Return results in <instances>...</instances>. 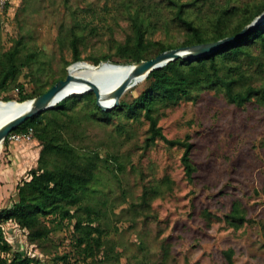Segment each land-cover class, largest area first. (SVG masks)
<instances>
[{
  "label": "rangeland",
  "instance_id": "rangeland-1",
  "mask_svg": "<svg viewBox=\"0 0 264 264\" xmlns=\"http://www.w3.org/2000/svg\"><path fill=\"white\" fill-rule=\"evenodd\" d=\"M138 1L10 0L0 11V51L20 41L22 53L36 56L22 67L16 81L0 91V97L33 94L66 76L73 63L69 44L73 31L80 37L85 60L109 54L107 60L116 62L120 58L113 54L114 43L130 32V13ZM261 2L196 0L186 9L190 18L210 30V20L222 7L253 9ZM146 3L150 5L144 11L150 17L147 37L182 42L184 31L172 19L168 1ZM237 18L232 14L227 24ZM241 61L248 82L264 88V53L251 46ZM147 84L143 80L127 88L120 98L131 101ZM88 107L81 100L57 121L62 123V137L77 152L95 157L93 180L81 193L82 206L76 213L85 217L90 209L92 216H98L93 223L99 224L102 244L93 258L85 257L76 247L75 218L47 220L51 230L39 241H31L26 228L8 220L2 226L13 247L34 256L39 264H228L224 255L228 248L234 264H264V107L255 96L238 105L221 87L204 85L173 102L155 105L157 125L167 138L190 135L192 180L185 174L180 144L160 137L146 141L149 122L143 111L134 117L114 114L101 120L88 116ZM47 118L51 117L44 121ZM31 128L30 138L2 141L0 208L13 202L16 184L38 165L42 145ZM144 191H150L145 201ZM235 200L247 217L237 225L225 219ZM62 254L69 263L57 258Z\"/></svg>",
  "mask_w": 264,
  "mask_h": 264
},
{
  "label": "trees",
  "instance_id": "trees-1",
  "mask_svg": "<svg viewBox=\"0 0 264 264\" xmlns=\"http://www.w3.org/2000/svg\"><path fill=\"white\" fill-rule=\"evenodd\" d=\"M167 1L173 9L172 19L184 31L183 41L172 44L148 38L150 17L144 14V11L147 7L150 8V5L140 0L130 13V32L124 36L123 40L114 43L113 54L120 58L116 59V62H137L172 47L213 41L234 35L264 11V2L255 5L253 9L249 6H224L210 20L212 28L208 30L187 15L186 8L195 4L196 0L189 3L178 0ZM232 14H238L239 18L230 26L227 23ZM79 42V35L73 31L69 39L72 51L70 62L85 60L80 55ZM251 46L258 47L264 53V22L246 35L206 55L194 58L179 57L152 69L144 78L148 81L147 86L131 101L120 98L117 106L103 109L97 104L93 91L73 93L59 100L54 106L27 118L14 128L12 131L33 127L42 146L37 167L30 168L29 177L23 178L16 184V198L9 206L0 208V264H39L37 258L27 254L20 247H13L8 241L2 226V222L8 220L26 228L31 241H39L45 239L51 230L47 220L62 222L67 219L70 222L75 218L73 231L76 235V247L85 257L93 258L95 248H99L102 244L99 224L93 223L98 216H92L90 209L85 217L76 213L77 208L82 206L81 193L88 189L93 180L97 164L95 157L85 152H77L76 147L62 137L60 130L62 123L57 121L59 117L68 114V110L81 100L89 105L87 115L101 120H108L114 114L134 117L143 111L144 117L149 122V134L146 141L149 143L156 137H160L168 143L180 144L183 147L181 160L184 171L187 178L192 180L195 166L190 157L192 146L190 135L187 134L183 139L167 138L157 125L154 115L155 105L161 101L173 102L185 97L195 87L217 85L224 90L227 99L235 104L241 105L255 96L258 103L264 107V88L249 83L242 68L241 56L247 54ZM21 48L20 41H17L7 50L0 51V91L5 90L10 82L16 81L22 67L28 65L36 56L34 52L22 53ZM110 58L109 54H102L90 59L97 64L101 60ZM64 77L61 75L54 82ZM45 90H37L33 94H22L17 98L7 95L0 98L22 101ZM45 116L51 118L44 121ZM163 182L167 184L169 180L165 179ZM149 193L150 191L143 192L144 201ZM225 219L234 225L247 220L244 209L237 200L233 201L230 211L225 214ZM224 255L228 264H234L232 248L225 250ZM57 258L66 259L69 263L66 254L59 255Z\"/></svg>",
  "mask_w": 264,
  "mask_h": 264
},
{
  "label": "water",
  "instance_id": "water-1",
  "mask_svg": "<svg viewBox=\"0 0 264 264\" xmlns=\"http://www.w3.org/2000/svg\"><path fill=\"white\" fill-rule=\"evenodd\" d=\"M263 22L264 11L257 18H255L253 21H251L249 24H247L234 35H229L213 41L172 47L157 53L153 57L141 59L137 62L125 63L129 66L127 75L123 80H121L119 83H117V85L114 86V88L112 89L113 98L109 102H103L101 100V92L94 82L85 80L83 78L75 77L68 70L64 78H59L45 91L37 94L36 96L31 97L30 99L27 98L22 101H16L12 99L5 100V102L16 101L18 103H23L24 105L14 116H12L10 119L6 120L0 125V142L3 141V139L8 135V133L11 132L14 128H16L18 125H20L24 120L37 113H40L44 109L54 106L59 101L58 99L64 98L73 93H82L91 90L95 94L96 102L98 105H100L103 109L113 108L119 104L121 94L130 85H133L139 78L146 77L152 69L161 67L169 61L179 57L194 58L206 55L212 51L217 50L219 47L227 45L230 42L236 40L237 38L246 35L252 29L259 26ZM103 61L106 60H101L97 64H100ZM110 63L114 65L119 64L112 61H110ZM72 80H80L84 82L86 86L76 92L69 91L62 93L66 85Z\"/></svg>",
  "mask_w": 264,
  "mask_h": 264
},
{
  "label": "bare ground",
  "instance_id": "bare-ground-1",
  "mask_svg": "<svg viewBox=\"0 0 264 264\" xmlns=\"http://www.w3.org/2000/svg\"><path fill=\"white\" fill-rule=\"evenodd\" d=\"M110 61L111 60H106L100 64L94 65V63L87 60H79L69 66V72L75 77L94 82L101 92V100L103 102H109L113 98L112 89L115 85H117V83L125 78L129 69V66L125 63L116 62L119 64L114 65L110 63ZM144 78L145 77L139 78L129 87L142 82ZM85 86V83L80 80H72L66 85L62 93L69 91L76 92L83 89ZM61 99L63 98L58 100ZM16 101L5 102V100L0 99V125L14 116L24 105L23 103H18ZM1 148L2 141L0 142V151Z\"/></svg>",
  "mask_w": 264,
  "mask_h": 264
},
{
  "label": "built area",
  "instance_id": "built-area-1",
  "mask_svg": "<svg viewBox=\"0 0 264 264\" xmlns=\"http://www.w3.org/2000/svg\"><path fill=\"white\" fill-rule=\"evenodd\" d=\"M9 0H0V11L4 10ZM32 135V128L28 127L21 131H11L6 136L10 141H18L30 138Z\"/></svg>",
  "mask_w": 264,
  "mask_h": 264
}]
</instances>
